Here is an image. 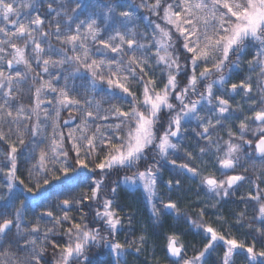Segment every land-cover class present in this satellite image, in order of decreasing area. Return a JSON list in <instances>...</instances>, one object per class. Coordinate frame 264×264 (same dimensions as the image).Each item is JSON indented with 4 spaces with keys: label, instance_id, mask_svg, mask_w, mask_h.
<instances>
[{
    "label": "trees",
    "instance_id": "1",
    "mask_svg": "<svg viewBox=\"0 0 264 264\" xmlns=\"http://www.w3.org/2000/svg\"><path fill=\"white\" fill-rule=\"evenodd\" d=\"M249 4L0 0V264H264V25L224 53Z\"/></svg>",
    "mask_w": 264,
    "mask_h": 264
},
{
    "label": "rangeland",
    "instance_id": "2",
    "mask_svg": "<svg viewBox=\"0 0 264 264\" xmlns=\"http://www.w3.org/2000/svg\"><path fill=\"white\" fill-rule=\"evenodd\" d=\"M250 4L248 8L243 12V14L239 17V21L236 24L235 28L231 32V34L227 37L224 44V53L225 57L228 56L232 47L242 38L247 37L249 35H255L257 31L264 25V7L263 0H249ZM176 26H180L181 23L178 19H171ZM169 34V32H168ZM168 38V37H167ZM166 38V39H167ZM164 42H158L159 45H163ZM170 85L173 86V80L170 81ZM147 102L157 114L159 110L163 107H169L170 103L167 95H155L150 91L147 92ZM193 114V107H187L184 113V116L188 117ZM153 116L152 117H143L141 119V123L135 135L133 137L134 144L132 148L129 150V154H138L144 145L150 143L153 138L152 127H153ZM259 146V143L257 144ZM257 146V147H258ZM256 147V148H257ZM258 149V148H257ZM144 189L151 191V187L153 184L152 177H146L144 179ZM177 249V246H175Z\"/></svg>",
    "mask_w": 264,
    "mask_h": 264
},
{
    "label": "water",
    "instance_id": "3",
    "mask_svg": "<svg viewBox=\"0 0 264 264\" xmlns=\"http://www.w3.org/2000/svg\"><path fill=\"white\" fill-rule=\"evenodd\" d=\"M264 119V117H262ZM259 156H264V138H262L259 142Z\"/></svg>",
    "mask_w": 264,
    "mask_h": 264
}]
</instances>
